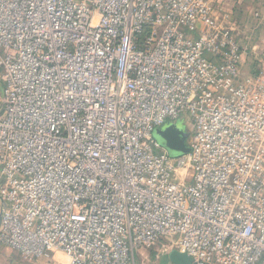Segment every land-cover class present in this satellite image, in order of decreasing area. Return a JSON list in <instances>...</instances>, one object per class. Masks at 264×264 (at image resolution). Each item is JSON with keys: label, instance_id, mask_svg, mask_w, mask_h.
<instances>
[{"label": "built area", "instance_id": "obj_1", "mask_svg": "<svg viewBox=\"0 0 264 264\" xmlns=\"http://www.w3.org/2000/svg\"><path fill=\"white\" fill-rule=\"evenodd\" d=\"M238 38L218 0H0V245L264 264V61ZM182 116L173 158L153 132Z\"/></svg>", "mask_w": 264, "mask_h": 264}, {"label": "rangeland", "instance_id": "obj_2", "mask_svg": "<svg viewBox=\"0 0 264 264\" xmlns=\"http://www.w3.org/2000/svg\"><path fill=\"white\" fill-rule=\"evenodd\" d=\"M255 12H256L255 9H253V11L252 10L246 11V13L249 15L248 20H247L248 22L245 23V28L248 32L244 31L245 33L243 34V36H241V37H243L244 41L246 40V41H248V43L251 44V47L256 45V43L259 41V39L262 36H264V22L261 21L264 14H263V16H261L260 15L261 12H258V10H257L256 13L258 15L254 14ZM234 21H236L237 23H236V25L232 24V26L235 29V34L237 36H239V38H238L239 43L241 45H243V43H242L243 40L240 37V34L238 32L241 29V28H239V26H240L239 21H238V19H235ZM252 27H255V28L253 29ZM249 30L252 31V34H250ZM250 51H251V48H250ZM244 71L246 72L248 70H244ZM186 120H187V117L182 116L178 120V122H174L172 124L180 123L184 127V130L186 133V131L188 130L186 127ZM165 126H163V127H165ZM159 129H161V128H159ZM153 139L156 140L155 135L153 136ZM168 242L169 241L157 243L151 249H146V248L140 249L138 252L135 253V257H134L135 258V264H143L144 257H142L140 255V252H142V251H145L146 255H149L147 264H171V262L168 260L167 254L162 252V245L168 244ZM162 255H164V256H162ZM51 262H52L51 256L49 259L40 258V259L29 262L27 260L22 259L20 257V255L17 254L16 252H13V251H11V250L0 245V264H50Z\"/></svg>", "mask_w": 264, "mask_h": 264}, {"label": "crops", "instance_id": "obj_3", "mask_svg": "<svg viewBox=\"0 0 264 264\" xmlns=\"http://www.w3.org/2000/svg\"><path fill=\"white\" fill-rule=\"evenodd\" d=\"M218 1H219V11L229 16V18L231 19V24L236 25L237 22L234 20L238 19L240 25L239 28H241L240 29L241 32L238 31L240 37L243 36V34L245 33L244 31H247L245 28V23L248 22L247 20L249 15L246 13V11H250V10L253 11V9H255L256 12L257 10L258 12H261L260 14L261 16H263L264 14V0H218ZM256 12L254 14H257ZM261 21L264 22V16L262 17ZM252 28L254 29L255 27ZM249 32L250 34H252V31L249 30ZM241 38L243 40L242 46L245 49H247V53H248L247 56L244 57V64L242 67L244 70H248L250 69V67L259 65L258 63L260 61H264V36H262L259 39V41L256 43V45L252 47L251 44L248 43V41L246 40L244 41L243 37ZM0 87H1V83H0ZM140 255L144 257L143 264H147L149 255H146L145 251L140 252Z\"/></svg>", "mask_w": 264, "mask_h": 264}, {"label": "water", "instance_id": "obj_4", "mask_svg": "<svg viewBox=\"0 0 264 264\" xmlns=\"http://www.w3.org/2000/svg\"><path fill=\"white\" fill-rule=\"evenodd\" d=\"M156 136L157 142L167 150L173 158L188 154L190 148L186 145L187 134L184 127L180 123H169L161 129H156L153 136ZM171 264H190L191 261L186 255L176 250H172L167 254Z\"/></svg>", "mask_w": 264, "mask_h": 264}, {"label": "trees", "instance_id": "obj_5", "mask_svg": "<svg viewBox=\"0 0 264 264\" xmlns=\"http://www.w3.org/2000/svg\"><path fill=\"white\" fill-rule=\"evenodd\" d=\"M186 133H187V136L191 135V131L189 129L186 131Z\"/></svg>", "mask_w": 264, "mask_h": 264}]
</instances>
